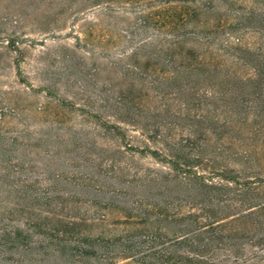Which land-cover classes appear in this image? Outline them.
<instances>
[{"label": "rangeland", "instance_id": "rangeland-1", "mask_svg": "<svg viewBox=\"0 0 264 264\" xmlns=\"http://www.w3.org/2000/svg\"><path fill=\"white\" fill-rule=\"evenodd\" d=\"M263 71L264 0H0L6 256L132 261L245 209L231 179L264 200Z\"/></svg>", "mask_w": 264, "mask_h": 264}, {"label": "trees", "instance_id": "trees-1", "mask_svg": "<svg viewBox=\"0 0 264 264\" xmlns=\"http://www.w3.org/2000/svg\"><path fill=\"white\" fill-rule=\"evenodd\" d=\"M170 47L174 49L176 43H172ZM262 73L261 76L264 75V71ZM231 182L235 184V192H238L241 196L238 205L246 206L245 209L232 210L233 213H228L231 212L228 211L221 214L222 217H214L207 224L200 227L190 226V229L183 233L181 237L170 240L167 243L168 247H163L160 251L154 252L149 248L147 251L142 252L139 258L133 257V254L125 253L122 255V260L132 258V261L120 263L108 251V248L113 245L111 242H102L105 248L103 251L105 252L101 251L102 253L98 254L100 239H90L89 241L86 240L87 244L85 245L75 243L78 247L73 248L75 258L80 260L88 257L93 258V261L85 262V264H185L182 260L188 261L186 264L191 261H195V264L197 261H201L202 264L207 262L208 264H252L254 260L260 257L258 251L253 248L260 247V250H264V200L256 203L247 201L252 200L248 199V195L253 193L254 189L247 182L246 185L240 184L241 188L237 187L235 179H231ZM226 184L224 186H229L228 183ZM219 186L222 187L221 184ZM228 206L230 205H223V207ZM190 219L191 215H189ZM191 221L194 222L192 219ZM12 234L16 237L22 236V230L20 227L16 229L0 227V264H18L22 260L20 258L10 260L6 256L8 249L16 244L15 240H12ZM118 241L124 242L121 239H118ZM21 246L27 248L30 247V243L26 239ZM59 248L62 249L61 246L55 244L50 250L58 252ZM31 251L33 255L24 258L32 261L33 264H40L42 251L39 249L36 251L31 249ZM219 251H224L225 254L220 258H210ZM176 253L179 255L176 256ZM178 256L182 260L177 258Z\"/></svg>", "mask_w": 264, "mask_h": 264}]
</instances>
